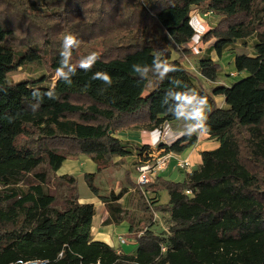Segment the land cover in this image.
<instances>
[{
    "label": "trees",
    "instance_id": "trees-1",
    "mask_svg": "<svg viewBox=\"0 0 264 264\" xmlns=\"http://www.w3.org/2000/svg\"><path fill=\"white\" fill-rule=\"evenodd\" d=\"M39 1L40 7L38 0H27L36 14L42 8L49 9L44 14H58L65 4L76 5L73 15L62 14V19L74 30L82 23L86 27L88 15L77 9L80 0ZM109 1L114 0H91L92 16L98 17ZM131 1L141 22L113 23L111 34L115 29L132 38L103 53L79 56L76 41L51 54L49 66L57 77L48 87L42 80H8L10 72L42 62L45 54L37 46L15 51L14 31L0 18V264H264V0H158L150 9ZM201 7L227 20L204 39H214L207 51L217 58L233 50L239 75L217 83L219 64L208 55L199 58L197 70L210 83L208 90L197 85L179 56L195 35L189 13ZM249 38L251 51L245 44L236 49L237 42ZM149 80L154 81L151 91ZM215 96L224 98L225 107L216 105ZM128 118L150 132L168 123L185 133L171 145L162 144L165 152L179 154L195 145L199 132L219 145L200 153V167L185 180L156 176L142 186L144 192H167V203L153 206L150 214L167 212L169 233L144 230L135 238L136 249L123 254L93 240L94 206L79 203L74 177L55 172L71 155H86L100 171L114 157L131 154L130 146L113 136V122ZM42 164L68 186L60 204L48 188L47 172L38 170ZM94 177L84 175L97 195ZM123 193L100 196L109 215L105 224L122 219V210L112 203Z\"/></svg>",
    "mask_w": 264,
    "mask_h": 264
},
{
    "label": "rangeland",
    "instance_id": "rangeland-1",
    "mask_svg": "<svg viewBox=\"0 0 264 264\" xmlns=\"http://www.w3.org/2000/svg\"><path fill=\"white\" fill-rule=\"evenodd\" d=\"M11 1V3H7ZM33 1V0H32ZM128 1V4L127 2ZM158 0H139L140 5L142 4L147 9L151 8ZM91 0H80V3L77 5V9H81L84 15H88L86 18V27L84 28V23H82V27L79 29H73V26L68 25L67 22H64L62 19L63 15L71 16L73 15L72 11L76 9V5L72 3L65 4L63 7H60L62 10L58 14H44L43 12H47L49 9L42 8L38 14L34 13L31 8L27 6V0H0V18L1 20L5 21L7 20L9 24V28L14 31L13 35V45L15 46V51L22 50L21 46L24 47H33L37 46L40 48L44 54L45 57L42 59V62H35L30 64H25L16 70H13L8 75V80L12 83L25 80V79H33V80H42L41 85L42 86H52L57 74L55 72H52L49 66V59L51 54H56L58 51L65 50L64 48V38L71 34L75 37L76 41H79V47H78V54L79 56H84L85 54L89 52H105L103 50L107 49L110 46H113L115 44H118L120 42H127L132 38L133 34L126 33L123 31H117L114 29V33H112V30L114 28V24H131L141 22L139 15L140 11L136 10L134 8V4L131 0H114L113 2L109 1L108 4L105 6L104 10L99 12L98 17L92 16L94 7L92 8L90 5ZM106 3V2H105ZM127 4V6H125ZM41 3L38 0V6L40 7ZM111 6L112 8H109ZM38 7V8H39ZM137 7V6H136ZM201 8H194L189 13L190 16V23L195 31V35L192 38V40L184 46L186 51L179 54L180 60L183 61L184 67L195 77V81L197 85L202 88L208 90L210 87V83L204 80L201 75L199 74L197 70V64L199 58H206L210 57L212 60L217 62L219 64V68L221 72L219 73V76L217 78V83H229L234 80H236L239 75L235 71L234 65H233V50L228 49L224 51L221 54V57L217 58L215 53L213 51H207L209 46L214 42V39H208L205 40L204 36L206 33H208L211 28H219L222 29L226 26L227 20L224 18L217 16L214 13L206 12L205 9ZM84 9V10H83ZM138 9V8H137ZM34 17L37 20V23L33 25V20L30 18ZM31 22V25L27 26L26 22ZM140 20V21H139ZM112 21V22H111ZM115 27V28H116ZM246 45L244 50L249 52L251 51L252 47V40L251 38L239 41L236 43L237 48L241 49L244 48L242 45ZM116 46V45H115ZM115 46L112 48L114 49ZM231 48V47H230ZM154 84L153 80H149L147 84V88H150L151 85ZM216 97V96H215ZM79 101L80 104H86L85 101L82 99H76ZM216 103V102H215ZM221 105L222 101L217 99L216 105ZM134 118V117H133ZM133 118H128L127 120L120 119L119 121L113 122V126L116 128L113 136L116 137V134L120 132H125L128 130H131L129 138L133 141L135 139H138L137 134H133V132H136L134 130H141L143 132V135H149L150 131L145 130L144 128L137 127V125H141V122L138 123V119L133 120ZM143 127V126H142ZM173 129L172 125L170 124H164L161 128L151 131V133H156L158 137L156 138V141L151 143H144L143 145L146 146V152L144 160L151 159L147 156L148 153L157 152L155 156L158 155V153H162V150H159L158 148L162 145L161 141H159V138H164L166 131ZM185 133L180 132L178 136L184 135ZM171 136H168L170 138ZM148 137H145V139ZM169 143L168 145H171V143L175 141H171L170 139L167 140ZM214 141V146H209L207 149H214L218 146V142ZM28 143L32 144L34 143L31 140H27ZM161 143V144H160ZM49 144H57V145H64L69 148V146H72L71 149H73L75 146L72 145V143H50ZM162 149V148H161ZM70 150V149H69ZM164 150V149H163ZM74 150H71L70 153H72ZM165 151V150H164ZM84 160H87V163H85L84 166L79 165V163L82 162L81 157ZM144 156V155H143ZM115 158V157H114ZM113 158V159H114ZM154 158V157H153ZM76 160L77 163H73L70 161ZM113 162V160H112ZM111 162V164H112ZM78 164V165H77ZM110 164V165H111ZM137 162L135 163V165ZM64 168L67 167V171L70 173L71 176L75 178L76 180V191L78 194V201L80 202H87L89 201L90 197L92 195H95L87 186L85 179H84V173L85 172H96V164L90 160L86 155H76V156H68V159H66L63 162ZM109 165V166H110ZM135 165L133 166L134 171L129 172L128 174L122 175L121 179L123 181V185H130L133 186L132 182H135L137 178V173L135 172ZM78 166V168H77ZM172 166V165H170ZM119 168V164L116 166ZM77 169V170H76ZM38 170H45L47 172V175L49 177L48 182V188L53 191V193L56 195V199L59 201V204L65 194L67 193L68 186H65L63 183L57 180V177L49 171L47 167H45L44 164H42ZM162 177L165 178V180L170 181H181L184 177L183 173H179L175 169L169 172L162 173ZM27 178L30 180L33 177L27 176ZM120 179V180H121ZM119 179L116 180L117 184L119 185ZM114 181V180H113ZM113 181H110L108 183L107 187L105 189H99L96 188V193L99 195L97 196L98 199L101 201V195L108 196L110 194L109 187L113 184ZM97 180H94L93 184L97 183ZM28 182L25 181L24 184H27ZM22 183H19L17 186L24 187L25 185ZM96 185V184H95ZM113 192V191H111ZM166 197L167 192L165 190H160V203L166 204ZM148 212V222L150 223L147 228L151 232H153L156 235L159 236H167L169 231V215L167 212H161L162 214H157V217L155 215L150 214ZM158 212V211H156ZM152 217L154 219H152ZM151 219V220H150ZM155 220V221H153ZM145 225H142L138 231L144 232L143 228Z\"/></svg>",
    "mask_w": 264,
    "mask_h": 264
},
{
    "label": "crops",
    "instance_id": "crops-1",
    "mask_svg": "<svg viewBox=\"0 0 264 264\" xmlns=\"http://www.w3.org/2000/svg\"><path fill=\"white\" fill-rule=\"evenodd\" d=\"M154 88V84L151 85L149 91H151ZM217 99L222 101L221 105H218L219 107H225L224 104V98L222 96H216L214 97L215 102L217 103ZM167 124V123H164ZM163 124V125H164ZM162 125V126H163ZM161 126V127H162ZM136 132H133V134L138 135V139H135V141L131 140L129 138L131 130L120 132L116 134V137L118 140H120L123 143H127L130 146L131 154L127 156L122 157H115L113 159V162L110 166L107 168H104L100 171L96 172H85V174H95L94 180H97L98 182L94 184L95 187L101 189H105L104 186L107 187L108 183L110 181H113V184L108 186L109 191H113L114 194L118 193L119 190L123 189L124 193L120 199L113 202L112 204L114 206L119 207L122 210L121 216L122 219L119 223H115L113 221H110L108 224H105L104 221L109 217L107 210L105 209L104 204L98 199L97 194L92 195L89 199V201L85 203H90L94 206V216L92 218L91 222V235L93 240L102 241L112 247L116 253H123V254H130L136 249V239L138 236L142 234V231H138L142 227V225H145L143 230H148L147 226H149L148 222V212L145 209V206L149 208V212L151 213L153 206L161 205L160 203V191L158 192H151L146 191L144 192L141 188H133L130 187V185H123V181L121 179L123 173L128 174L131 171H134L133 166L138 161V159L141 157V155H144V151H140L139 147H141L145 142L151 143L156 141V138L158 135L156 133H151L149 135H143V132L141 130H134ZM179 132L174 131L171 129L170 131L167 130L165 137L163 139H170L171 141H174L178 137ZM168 136H171L168 138ZM145 137H148L145 139ZM214 139L210 138L206 133L199 132L197 134V142L195 145L190 146L189 148L185 149L183 152L179 154L172 153V157L169 161V164L167 168L160 172L157 177H160L165 180V178L162 177V173L169 172L175 169L179 173H183L184 177L181 181L186 179V176L190 173L185 172L184 170L180 169L176 165V161L178 159L180 160H187L192 168L191 172L193 170H196L201 165V156L200 153L205 150H212L207 149L209 146H214ZM161 144V143H160ZM219 145V144H218ZM218 147V146H217ZM216 147V148H217ZM159 150H163L161 148H158ZM215 149V148H214ZM157 152H153L152 154L156 155ZM171 153V152H170ZM82 162L79 163V165L84 166L85 163H87V160L82 159ZM73 163H77L76 160L70 161ZM119 164V168L116 166ZM78 165V164H77ZM172 165V166H170ZM78 168V166H77ZM77 170V169H76ZM72 175L71 172L69 173L67 171V167L64 168V165L62 163L61 167L55 172L56 176L59 175ZM119 181V185L117 184L116 180ZM170 181V180H169ZM181 181H174V182H181ZM94 182V181H93ZM103 196V195H101ZM168 201V195L166 197V202ZM83 203V202H79ZM162 214L161 211L153 212V215L157 217V214ZM148 215V216H147ZM169 215V214H168ZM154 219V218H153ZM155 221V220H153Z\"/></svg>",
    "mask_w": 264,
    "mask_h": 264
},
{
    "label": "built area",
    "instance_id": "built-area-1",
    "mask_svg": "<svg viewBox=\"0 0 264 264\" xmlns=\"http://www.w3.org/2000/svg\"><path fill=\"white\" fill-rule=\"evenodd\" d=\"M159 141H161L162 144L169 143L166 139H163L161 137L159 138ZM162 153L163 154L158 153L157 156L153 155L152 153H148L147 156L151 158L149 160H144L142 158L138 159L137 164L135 165V172L137 173V178L135 182L136 184H138L140 188H142V186L147 182L153 180L160 172L164 171L167 168L169 161L172 157V153L165 152L164 150H162ZM176 165L178 168L184 170L185 172L191 173L192 166L187 160L178 159L176 161ZM185 194L190 195L191 192L187 190L185 191ZM164 251H165V247L161 246V252ZM22 264H46V261L34 260V261L24 262Z\"/></svg>",
    "mask_w": 264,
    "mask_h": 264
},
{
    "label": "clouds",
    "instance_id": "clouds-1",
    "mask_svg": "<svg viewBox=\"0 0 264 264\" xmlns=\"http://www.w3.org/2000/svg\"><path fill=\"white\" fill-rule=\"evenodd\" d=\"M64 48H67L69 46H72L76 43V39L73 35L69 34L64 38ZM106 81L109 80V78L107 76L103 77Z\"/></svg>",
    "mask_w": 264,
    "mask_h": 264
}]
</instances>
